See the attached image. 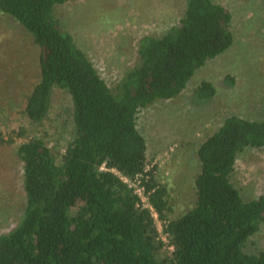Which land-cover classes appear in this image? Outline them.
<instances>
[{"label": "trees", "instance_id": "16d2710c", "mask_svg": "<svg viewBox=\"0 0 264 264\" xmlns=\"http://www.w3.org/2000/svg\"><path fill=\"white\" fill-rule=\"evenodd\" d=\"M70 1L77 0H0V13L40 49L39 81L22 116L43 125L57 89L73 105V136L62 154L29 137L27 126L0 120V149H14L22 164L26 204L17 225L0 235V264H264V250H246L264 224V195L246 200L232 181L238 157L264 149V119L229 116L198 145L196 202L178 218L170 217L167 185L150 167L137 124L142 109L180 96L200 68L232 47L231 12L215 0H186L178 24L140 38L138 63L111 88L55 14ZM216 93L204 80L195 97ZM123 178L140 181L172 250Z\"/></svg>", "mask_w": 264, "mask_h": 264}, {"label": "rangeland", "instance_id": "374dc122", "mask_svg": "<svg viewBox=\"0 0 264 264\" xmlns=\"http://www.w3.org/2000/svg\"><path fill=\"white\" fill-rule=\"evenodd\" d=\"M215 1L233 16L232 47L200 68L180 96L158 101L137 116L138 129L147 141L150 167H157L156 177L167 185L171 218L195 205L198 145L229 116L264 119V0ZM185 4L186 0H77L57 6L55 14L101 77L115 88L126 70L138 63L140 38L161 36L178 24ZM39 55L34 39L0 13V120L9 117L7 125L27 126L29 137L37 134L62 154L73 136V105L67 92L56 90L50 119L41 126L30 125L21 114L25 97L39 81ZM204 80L212 83L217 93L211 100L201 101L195 90ZM232 181L246 200L264 195V149H246L237 159ZM25 205L22 164L14 149H0V235L17 225ZM156 223L168 245L163 223ZM246 250H264V224Z\"/></svg>", "mask_w": 264, "mask_h": 264}, {"label": "built area", "instance_id": "2783aa9c", "mask_svg": "<svg viewBox=\"0 0 264 264\" xmlns=\"http://www.w3.org/2000/svg\"><path fill=\"white\" fill-rule=\"evenodd\" d=\"M123 180H124L125 182H127L131 188L134 189L135 193L140 197L141 202H142V205H143L144 207H149V208L153 211V209L150 207V205H149V203H148V198H147V196L145 195L144 187H143V186H140V181H138V180H132V181H131V180L127 179V178H123ZM153 215H154L155 219L158 220V216H157V214H156L154 211H153ZM165 235H166V234H165ZM166 237H167V235H166ZM161 239H162V238H161ZM163 241H165V240H163ZM168 241H169V240H168ZM165 243H166V242H165ZM166 245H167V244H166ZM168 248H169L170 250L173 249V247H172V246H169V244H168Z\"/></svg>", "mask_w": 264, "mask_h": 264}]
</instances>
